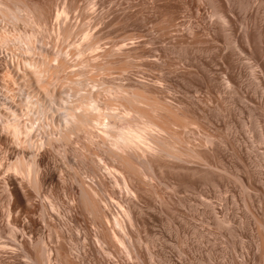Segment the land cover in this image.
I'll return each mask as SVG.
<instances>
[{"label":"rangeland","instance_id":"obj_1","mask_svg":"<svg viewBox=\"0 0 264 264\" xmlns=\"http://www.w3.org/2000/svg\"><path fill=\"white\" fill-rule=\"evenodd\" d=\"M95 1L72 41L0 18V264H264V0ZM90 90L168 124L176 157L147 152L133 198L97 133L65 140L62 101Z\"/></svg>","mask_w":264,"mask_h":264},{"label":"bare ground","instance_id":"obj_2","mask_svg":"<svg viewBox=\"0 0 264 264\" xmlns=\"http://www.w3.org/2000/svg\"><path fill=\"white\" fill-rule=\"evenodd\" d=\"M69 1L70 0H48L47 3L45 2L46 4H44V0H0V16H1L0 18L5 17L7 20V17L10 18L9 15L14 16V17L21 16L22 18L21 17L18 18L19 23L21 22L20 19H22L23 22H26V24L27 23L29 24V27L30 26L32 27V25L35 26L36 29L38 30L37 31L38 33H39V31L46 32L47 30H50L49 26H47V24L50 23L49 25L52 24V26L56 28L57 32H55V30H54L55 28L53 29L54 33H57L56 36L64 38L63 40L65 41V39H66V41H67V38L71 39L70 36H72V34H74L76 32L74 29V33H72L74 25H72L73 23L72 24L70 23V20H71V16L73 15L72 13L75 12L78 8L77 4L74 3V0H71L70 2ZM79 1H82V0H79ZM209 1H211V0H209ZM78 2H76V3H78ZM84 2H85V0H84ZM189 2L191 4L190 5L191 7L192 6L195 7L196 4L198 2H200V0H189ZM224 2H226V0H224ZM210 3H214V1L213 2L211 1ZM218 3H219V0H218ZM84 4L83 5L81 4L80 6H81V8L84 7L83 9L87 10V9L93 8L96 5V1L95 0H86V3H84ZM221 4L223 5V2H221ZM226 4L223 6L222 5L218 6L217 2H216V4H215L216 7L214 8V12L212 11L213 14H211L212 16H217V18L220 19L221 24L222 23L224 24L226 22V20H228L226 18L227 13H225L226 12L225 10L227 8ZM47 5L52 7L51 8L52 14L50 13V10H49V12H47V8H45V7H47ZM80 6H79L78 10L81 9ZM81 10H79V12H77V15L80 13L83 14V12H81ZM227 11H228V9H227ZM48 13H50L51 15H49ZM223 13H225V14H223ZM13 14H15V15H13ZM82 14H81V16H83ZM77 15H76V17L80 16V15H78V16ZM85 16H86V14H85ZM85 16H83L82 18H84ZM49 17H50V19H48ZM88 17H90V15ZM85 19H87V17H85ZM6 20L4 22H6ZM48 20H50V22H48ZM79 20L83 21L84 19H79ZM84 21H86V20H84ZM7 22H8V20H7ZM23 22H21V24ZM80 23L78 21V25H75V27L76 26L79 27L80 25H82L83 22H80ZM84 25H83V28H81V26L79 27L82 29L81 30L82 34L84 33V31L86 32V30H87L86 27H88V25H86V27H84ZM78 27L76 29H78ZM91 27H89V28H91ZM32 29H35V28L32 27ZM83 29H84V31H83ZM77 32L78 33L76 35L74 34L75 36L81 34L80 30ZM89 34H90V32H89ZM45 36H43V37H45ZM48 36H49V34H48ZM56 36L54 37V39H56ZM75 36H72L71 41L73 39H76V38H73ZM84 37L88 38L89 35L87 33H84ZM61 38H58V39H61ZM78 38H80V37H78ZM70 39H69V41H70ZM81 39L82 38H80V40ZM92 40H93V38H92ZM52 41H53V39H52ZM88 43H90V42H88ZM90 44H92V43H90ZM89 47L91 48V45ZM40 52L42 53V51H40ZM49 52L51 54V51H48V54H49ZM39 54L40 53H38L37 55L39 56ZM44 54H46V57L48 56L47 52L44 53V51H43V53H42L43 57H45ZM50 54H49V56H50ZM40 56H41V54H40ZM6 57L8 59V62L10 63V73H12L13 76H16L18 80H19V78L20 79L24 78L27 81H30V80L35 81L37 83L38 89H41V90L46 89V87H47L46 82L47 81H45V80L43 81V79L40 78L39 75H37L38 73L35 72V69H33L30 66L31 65L30 62H28V63L30 64L29 66L31 67V70L29 69L27 72H22V70L20 71V69H19V65L17 63V60L15 61V58L12 54L7 55ZM62 60L64 63V59H62V58H60L58 63L60 62L61 64H63L61 62ZM60 63H59V66L61 68L64 65H60ZM57 66H56V68H57ZM51 69L52 68L50 67V70ZM54 69H55V66H54V68L52 69L53 71H57L59 68H57V70L56 69L54 70ZM92 91L93 90H90V92H88V91L83 92V94H81L80 99H79V97H76L78 99V102L76 99L77 103L74 102V104H71L72 99L71 100L69 99V101H71V103H68L67 99H66V101L65 100L62 101V102L67 103V104L64 103L65 105H62L63 107L61 106V108L64 110V111L63 110L62 111L65 112L64 117H63V121H65L63 123L64 124L63 127H65L64 128L65 130H63L64 132L62 131L64 136L66 137L65 140L67 139V137H69L73 134L74 135L80 134L81 132L85 133L89 136L90 135L94 136V134L96 135V133H97V136L101 138L99 141L102 140L101 143H103V146L105 147V148L100 147V150L102 148L103 152L102 151L100 152L102 154H100L98 152L97 154H99V155H97V156H99V159H100V155L102 157L104 156L103 159H106L105 157H108L107 160L109 159L110 163H111V165H109V169L111 170V172H117L118 174H122L123 177L121 180H122L123 186L126 189V192L133 198L134 194H133L132 190H134V189H132V190L129 189L130 187L126 182L124 175L127 174L128 177L131 176L130 179L133 178L134 179V180L132 179L133 181L138 182L143 177L147 176L148 175L147 173H149V171L151 173V171H153V170H150L152 168L148 167L149 161L147 162V160H145L143 157L144 155H146L147 152H153V153L154 152L155 153L163 152V154L166 153L165 155H168L171 157H174V155H175V157H176V153H175L176 149H174L173 146H168L166 144L165 140L160 136V134L166 133V131H168V129H167L168 124L164 125L163 123L161 124L160 122L159 123L156 122V120H154L152 118L155 116L154 114L152 117H150L152 115V113L150 116H148L149 113L145 114L143 112V110H142V112H140L141 110L138 111V109L133 110L131 107L126 108V106L122 103L120 104L121 106H119V103L116 104V101L114 102L113 101L114 99L112 100V98H110V100L107 98L108 100L105 99L103 101L97 100V98H98V95H97L98 93L96 94L97 91L96 90H95L96 92L95 91L92 92ZM141 97H143V96L141 95ZM141 99H145V98H141ZM141 99H140V101H141ZM73 101H75V99ZM145 101H146V99H145ZM101 102L104 105L103 109L101 107V106H103ZM118 102H122V101H118ZM142 103H143V101H142ZM144 104L147 105V102L146 103L144 102ZM123 105H124L123 110H119V107L122 108ZM14 130H15V132H17L16 126H14ZM28 132H29V129H28ZM61 136L63 138V135H61ZM169 137H172V135L169 134ZM69 138H68V140H69ZM90 139H92V138H90ZM68 140H66V141H68ZM98 146H100V145L98 144ZM106 166H108V165H106ZM146 167H147V169H146ZM148 168H150V169H148ZM153 175L154 174H152V176ZM118 176H120V175H118ZM155 176L156 175H154L152 178H155ZM158 179H160V178H158ZM142 180H144V178ZM147 180H150V179H147ZM144 181H146V180H144ZM119 182L121 183V181H119ZM137 182H134V183L137 184ZM140 183H141V181H140ZM144 183L143 184L141 183V184L143 186L148 185V184H146V183L144 184ZM147 183H148V181H147ZM3 186H5V185H3ZM138 186L140 189V185H138ZM145 188L146 187L144 186V188H142V190ZM131 191H132V193H131ZM147 191H148V189H147ZM124 193H125V191H124ZM141 194H142V192H141ZM132 200L134 201V199H132ZM7 201H9V199ZM8 203H10V201ZM134 205H136V204L134 203ZM128 207L129 206H127V208ZM133 207L134 206H132V208ZM127 208H124V209H127ZM130 208L131 207H129V211L128 210L125 211V216L127 218H132V216H133V214L130 215ZM135 210L137 211L138 209L135 207ZM135 210H134V212H135ZM139 213L140 212L138 211V214ZM122 217H124V216H122ZM115 224L118 226L120 225L119 222H117V220H115Z\"/></svg>","mask_w":264,"mask_h":264}]
</instances>
